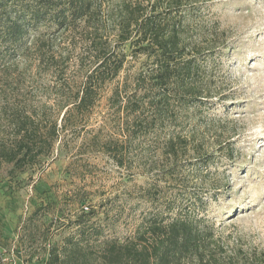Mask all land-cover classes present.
I'll return each mask as SVG.
<instances>
[{
    "label": "rangeland",
    "instance_id": "obj_1",
    "mask_svg": "<svg viewBox=\"0 0 264 264\" xmlns=\"http://www.w3.org/2000/svg\"><path fill=\"white\" fill-rule=\"evenodd\" d=\"M183 3L192 45L202 48V57L214 50L218 58L207 61L215 80L205 104L174 102L164 123L143 124L147 134L124 143L118 166L102 148L106 140L125 138L127 114L111 95L135 89L142 95L137 79L152 63L129 53L120 75L105 84L89 114L62 132L51 155L13 173L12 165H0V264H61L50 253L64 255L68 238H84L82 259L99 263L101 241L126 240L147 219L178 213L203 217L199 226L212 231L205 238L212 250L264 251V0ZM54 27L32 28L20 55L0 69L1 140L8 139L3 129L16 111L57 117L60 124L56 100L81 86L91 64L87 36L80 27ZM170 135L186 139L176 142V158L165 154ZM242 259L233 263L252 264Z\"/></svg>",
    "mask_w": 264,
    "mask_h": 264
},
{
    "label": "trees",
    "instance_id": "obj_2",
    "mask_svg": "<svg viewBox=\"0 0 264 264\" xmlns=\"http://www.w3.org/2000/svg\"><path fill=\"white\" fill-rule=\"evenodd\" d=\"M104 2L0 0V69H8L20 55L32 28L48 23L55 26L53 32L80 27L87 36V57L91 63L74 95L65 94L56 100L54 106L63 112L60 124L57 117L46 119L36 111L12 113L3 129L8 139H0V165H12L11 173L37 164L53 153L56 143L62 140V132L76 118L89 114L99 102L105 84L120 75L129 53L147 56L152 63L137 79V87L144 84L140 87L142 95L135 93L137 89L125 97L117 90L111 95L117 100V111L127 114L121 133L125 138L106 140L102 148L118 166L124 165V143L147 134L143 124L164 123L174 102L180 106H201L205 104L204 94H212L208 83H214L215 73L209 71L207 61H216L217 55L210 50L209 58L202 57V48L192 45V25L182 15L187 8L183 0H119L111 5ZM179 140L186 139L181 135L166 139V156L176 158L174 150ZM202 218L178 213L171 218L147 219L135 236L101 241L99 263L82 259L89 246L82 244L84 238H68L70 244L64 255L53 250L49 259L61 264H186L189 259L197 264H234V260L239 263L245 258L252 264H264V251L229 255L212 250L205 244L212 231L199 226Z\"/></svg>",
    "mask_w": 264,
    "mask_h": 264
}]
</instances>
